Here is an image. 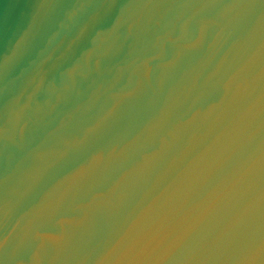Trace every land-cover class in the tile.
Here are the masks:
<instances>
[{
  "label": "water",
  "instance_id": "1",
  "mask_svg": "<svg viewBox=\"0 0 264 264\" xmlns=\"http://www.w3.org/2000/svg\"><path fill=\"white\" fill-rule=\"evenodd\" d=\"M0 264H264V0H0Z\"/></svg>",
  "mask_w": 264,
  "mask_h": 264
}]
</instances>
